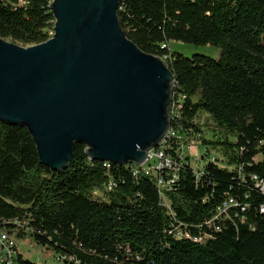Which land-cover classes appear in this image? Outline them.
Here are the masks:
<instances>
[{"label": "trees", "instance_id": "1", "mask_svg": "<svg viewBox=\"0 0 264 264\" xmlns=\"http://www.w3.org/2000/svg\"><path fill=\"white\" fill-rule=\"evenodd\" d=\"M51 3L0 0V36L24 47L47 41L55 27ZM117 13L138 47L167 55L175 93L185 96L183 126L221 159L207 149L200 178L191 164L181 167L165 195L173 216L154 174L91 160L82 142L74 163L55 171L40 162L26 127L0 120V227L67 264H264V194L251 178H264V0H121ZM171 41L221 54L188 57L170 49ZM204 115L222 134L217 140L206 138ZM228 197L246 209L232 208L231 219L216 221L221 230L210 229L206 222ZM175 219L195 236H213L178 239L169 233ZM15 249L0 264H39Z\"/></svg>", "mask_w": 264, "mask_h": 264}, {"label": "water", "instance_id": "2", "mask_svg": "<svg viewBox=\"0 0 264 264\" xmlns=\"http://www.w3.org/2000/svg\"><path fill=\"white\" fill-rule=\"evenodd\" d=\"M121 0H52L54 35L24 47L0 36V120L28 129L40 162L141 165L167 136L176 80L123 30Z\"/></svg>", "mask_w": 264, "mask_h": 264}, {"label": "built area", "instance_id": "3", "mask_svg": "<svg viewBox=\"0 0 264 264\" xmlns=\"http://www.w3.org/2000/svg\"><path fill=\"white\" fill-rule=\"evenodd\" d=\"M163 47H165V44H163ZM161 57L167 62V55ZM175 89L176 84L173 91L171 106L172 124L167 136L158 146L150 148L147 151V160L143 164H132L135 166V173L143 170L147 174H154L156 176L162 200L167 207L168 212L173 214V216L174 212L172 211L171 205L165 195L166 190L171 189L173 184L177 181L181 167L185 163L191 164L194 167L198 178L204 174V168L199 166L200 158L190 154L193 142H195V140L199 142V140L195 137H191V135L187 133L189 130L185 129L181 122L185 96L180 93H175ZM105 164L108 167L111 165L110 162H106ZM251 178L254 180V184L259 191L264 194V178L258 175H251ZM112 187L113 183H110L108 189H111ZM234 207H241L242 210L246 209V206H243L235 198L228 197L218 206L215 216L206 222L208 227L210 229L213 228V230H221L220 224H216V221L225 220L227 218L231 219L232 216L230 210ZM260 212L264 214V203L260 206ZM183 226H186L184 222L175 219L171 225V229H169V233L178 239L188 238L197 242H205V240L213 236V233L210 231H206L203 235L195 236L191 230H188L187 228L184 229ZM15 248L16 244L14 240H12L7 231L0 227V263L3 261L11 262L16 253ZM56 259L64 261V258L61 256H56Z\"/></svg>", "mask_w": 264, "mask_h": 264}, {"label": "rangeland", "instance_id": "4", "mask_svg": "<svg viewBox=\"0 0 264 264\" xmlns=\"http://www.w3.org/2000/svg\"><path fill=\"white\" fill-rule=\"evenodd\" d=\"M168 46L170 49L181 52L188 57H191L194 54H203L211 56L213 58H218L221 54V50L219 48L211 45L197 46L192 44H185L179 41H171ZM200 123L202 128H204L205 130L206 138L217 140L222 135L219 129L215 126L212 119H210V117H208L207 115L202 116V118L200 119ZM230 139L233 140V137L230 136ZM207 149H209L207 154L209 157H217L220 159L222 157V152L212 145H204L202 142H198L195 140V142H193V145L191 146L190 154L201 159L199 161V166L201 167L209 160L207 158L202 159L204 158L203 155L205 154ZM257 159H260V156H258ZM10 236L12 240H14L19 252L25 258H28L33 262L39 264H67L64 261L56 259L54 251L37 245L29 238H18L15 234Z\"/></svg>", "mask_w": 264, "mask_h": 264}]
</instances>
